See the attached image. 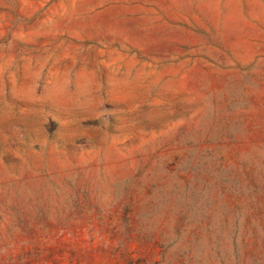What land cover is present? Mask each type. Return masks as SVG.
<instances>
[{
  "label": "rangeland",
  "instance_id": "1",
  "mask_svg": "<svg viewBox=\"0 0 264 264\" xmlns=\"http://www.w3.org/2000/svg\"><path fill=\"white\" fill-rule=\"evenodd\" d=\"M0 264H264V0H0Z\"/></svg>",
  "mask_w": 264,
  "mask_h": 264
}]
</instances>
